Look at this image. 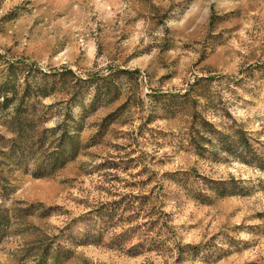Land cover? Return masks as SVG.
<instances>
[{
	"label": "rangeland",
	"instance_id": "1",
	"mask_svg": "<svg viewBox=\"0 0 264 264\" xmlns=\"http://www.w3.org/2000/svg\"><path fill=\"white\" fill-rule=\"evenodd\" d=\"M6 93L0 150L15 108L30 121L22 163L0 155V207L51 213H13L0 264L58 244L73 251L63 264H264V0H0ZM199 117L221 134L203 149ZM49 127L78 153L33 177ZM114 201L97 241L64 240Z\"/></svg>",
	"mask_w": 264,
	"mask_h": 264
},
{
	"label": "trees",
	"instance_id": "2",
	"mask_svg": "<svg viewBox=\"0 0 264 264\" xmlns=\"http://www.w3.org/2000/svg\"><path fill=\"white\" fill-rule=\"evenodd\" d=\"M64 72L70 73V70H63ZM125 72V70H122ZM13 96L11 94H3L1 96L0 106L5 107L10 101L12 100ZM23 97L20 96V100ZM30 120L24 114L20 113L16 108L14 111L10 113L7 118L6 123L10 126L12 123L16 124V127L12 129L15 132L14 138L9 140V143L6 145V150H0V155L3 156L1 159H7L8 165H11L12 168L18 167L20 163H22V156H24V146L27 143L26 136L23 135L22 129L26 122ZM198 124V128L195 130V134L197 139L195 141V148L196 149H203V142H206L209 137L218 138L220 136V132L215 130L212 126V123L207 121L205 118L199 117L195 120ZM49 132V136L52 137L51 141L55 144L53 146H47L49 148L47 154L39 160L33 170L31 171V176L33 177H44L50 175L55 170L62 167L66 162L72 160L76 154L78 153L77 149V141L74 137L69 134L65 128L60 130L59 127H49L45 132ZM56 131H59L58 136H56ZM23 139L21 142L20 139ZM247 144V143H246ZM4 160L0 161V175L2 168L1 164ZM1 179V176H0ZM213 184L217 185L214 186L215 193L219 196L231 194V192L226 191V188L218 189L220 182L213 181ZM200 193V192H199ZM201 197H207L205 194H198ZM16 205V204H15ZM41 206L40 203H31L27 204L26 206H17L14 209L13 207L8 208H1L0 207V240L5 237L9 233L10 227V219L13 217V213H15V217L19 218L22 216H30L34 213H37L38 216H47L51 213V206H47L44 208H39ZM119 205L114 202L103 203L96 206L93 210L87 212L84 215L78 216L76 220H86L88 223V231L85 233L80 234V239L74 240V236H72L70 230H67L66 234L64 235V240H68L71 244H83L86 241H97L102 236V231L106 227L113 226L114 223L112 219L116 217L119 211ZM15 211V212H14ZM113 223V224H112ZM68 228V227H67ZM92 231L90 232V230ZM117 234H115L116 236ZM73 256V251L69 247L57 245L54 247L44 246L38 256L34 258L33 262L30 264H63L69 258Z\"/></svg>",
	"mask_w": 264,
	"mask_h": 264
}]
</instances>
